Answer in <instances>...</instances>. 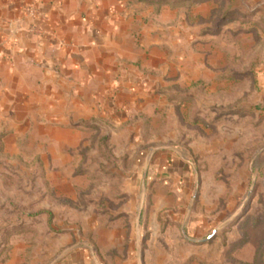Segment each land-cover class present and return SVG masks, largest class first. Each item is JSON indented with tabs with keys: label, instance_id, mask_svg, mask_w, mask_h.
<instances>
[{
	"label": "rangeland",
	"instance_id": "374dc122",
	"mask_svg": "<svg viewBox=\"0 0 264 264\" xmlns=\"http://www.w3.org/2000/svg\"><path fill=\"white\" fill-rule=\"evenodd\" d=\"M134 1L177 62L112 117L2 119L0 264H264V0Z\"/></svg>",
	"mask_w": 264,
	"mask_h": 264
},
{
	"label": "crops",
	"instance_id": "0c3cea01",
	"mask_svg": "<svg viewBox=\"0 0 264 264\" xmlns=\"http://www.w3.org/2000/svg\"><path fill=\"white\" fill-rule=\"evenodd\" d=\"M23 4L37 8L22 22L33 30L11 33L5 21L19 22ZM166 10L151 22L152 9L134 0H0V123L9 112L13 124L61 125L69 109L82 119L132 108L149 91L138 67L163 72L167 59L177 62L165 46L179 43L163 31Z\"/></svg>",
	"mask_w": 264,
	"mask_h": 264
},
{
	"label": "built area",
	"instance_id": "2783aa9c",
	"mask_svg": "<svg viewBox=\"0 0 264 264\" xmlns=\"http://www.w3.org/2000/svg\"><path fill=\"white\" fill-rule=\"evenodd\" d=\"M21 12V19L18 22L17 20L14 21H5L7 28L11 33H15L17 31V25L21 28H24L27 31H32L33 30V25L32 24H24L23 19L25 17H30L31 19H35L38 16V11L37 8L34 4H23L20 8Z\"/></svg>",
	"mask_w": 264,
	"mask_h": 264
}]
</instances>
